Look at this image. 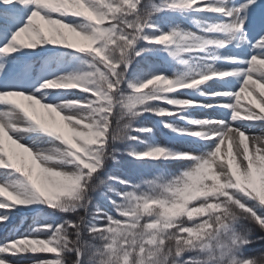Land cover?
Returning <instances> with one entry per match:
<instances>
[{
    "label": "snow or ice",
    "instance_id": "6c2138e0",
    "mask_svg": "<svg viewBox=\"0 0 264 264\" xmlns=\"http://www.w3.org/2000/svg\"><path fill=\"white\" fill-rule=\"evenodd\" d=\"M0 9V264H264V0Z\"/></svg>",
    "mask_w": 264,
    "mask_h": 264
},
{
    "label": "trees",
    "instance_id": "16d2710c",
    "mask_svg": "<svg viewBox=\"0 0 264 264\" xmlns=\"http://www.w3.org/2000/svg\"><path fill=\"white\" fill-rule=\"evenodd\" d=\"M142 123H144V124H146L148 126H153L155 128L156 139L159 140L161 143H164V142H169L170 143V140H169V135L170 134L168 133V131L166 129H163L162 126H160L158 124L157 118H155L153 116H148V118L145 119L144 121H142ZM172 146L176 147V148H187L186 145H183V144H180V143H172ZM120 159L126 161L127 157H123L122 156V157H120ZM110 167L115 168L116 166L110 164ZM20 223H21V218L17 217V219L15 221V225H20ZM30 223H31L30 220L25 221L24 225H23V229H26L27 226ZM15 225H10L9 227H12V226H15ZM255 234L257 236L264 235V233L260 232L259 229L256 230ZM5 235H6V232L2 231L0 233V240H2ZM248 255H250V256H252L254 258H258L261 255H264V242L253 244L251 246V248L248 250Z\"/></svg>",
    "mask_w": 264,
    "mask_h": 264
},
{
    "label": "rangeland",
    "instance_id": "374dc122",
    "mask_svg": "<svg viewBox=\"0 0 264 264\" xmlns=\"http://www.w3.org/2000/svg\"><path fill=\"white\" fill-rule=\"evenodd\" d=\"M0 11H2V9H0ZM3 19V18H2ZM3 21V20H2ZM4 22V21H3ZM197 116H198V118H203V114H197ZM164 143H169V142H164ZM3 227V225L2 224H0V228H2ZM2 231H0V233H1Z\"/></svg>",
    "mask_w": 264,
    "mask_h": 264
}]
</instances>
